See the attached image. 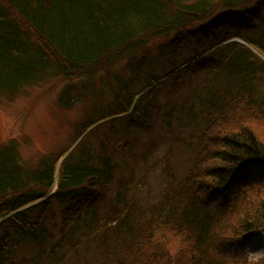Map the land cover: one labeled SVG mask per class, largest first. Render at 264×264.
Wrapping results in <instances>:
<instances>
[{
	"label": "trees",
	"instance_id": "obj_1",
	"mask_svg": "<svg viewBox=\"0 0 264 264\" xmlns=\"http://www.w3.org/2000/svg\"><path fill=\"white\" fill-rule=\"evenodd\" d=\"M251 47L264 0H0V99L86 103L70 150L0 138V264H264L221 253L264 234Z\"/></svg>",
	"mask_w": 264,
	"mask_h": 264
},
{
	"label": "rangeland",
	"instance_id": "obj_2",
	"mask_svg": "<svg viewBox=\"0 0 264 264\" xmlns=\"http://www.w3.org/2000/svg\"><path fill=\"white\" fill-rule=\"evenodd\" d=\"M254 49L264 59V54ZM64 83L63 79H52L28 87L14 99H0V138L19 139L20 151L26 160H36L50 151L70 150L76 145L77 123L86 117L83 116L86 103L72 108L60 107L57 99ZM138 134L142 140L151 138L146 130L139 129ZM221 253L234 260L246 257L260 260L264 257V234L246 245L231 246Z\"/></svg>",
	"mask_w": 264,
	"mask_h": 264
},
{
	"label": "water",
	"instance_id": "obj_3",
	"mask_svg": "<svg viewBox=\"0 0 264 264\" xmlns=\"http://www.w3.org/2000/svg\"><path fill=\"white\" fill-rule=\"evenodd\" d=\"M237 40H239V39H237ZM241 41V40H240ZM252 49H254V48H252ZM255 50V49H254Z\"/></svg>",
	"mask_w": 264,
	"mask_h": 264
}]
</instances>
